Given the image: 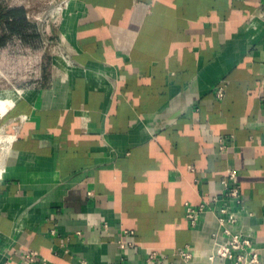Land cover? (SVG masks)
I'll list each match as a JSON object with an SVG mask.
<instances>
[{
    "label": "crops",
    "instance_id": "0c3cea01",
    "mask_svg": "<svg viewBox=\"0 0 264 264\" xmlns=\"http://www.w3.org/2000/svg\"><path fill=\"white\" fill-rule=\"evenodd\" d=\"M13 7L25 26L1 21L0 50L43 39ZM54 35L66 62L0 118V264H220L219 207L264 264V0H69ZM187 202H210L195 227Z\"/></svg>",
    "mask_w": 264,
    "mask_h": 264
},
{
    "label": "rangeland",
    "instance_id": "374dc122",
    "mask_svg": "<svg viewBox=\"0 0 264 264\" xmlns=\"http://www.w3.org/2000/svg\"><path fill=\"white\" fill-rule=\"evenodd\" d=\"M61 1L0 0V5L3 7L25 6L29 19L38 23L44 34L42 41H33L32 46L14 39L10 48L0 50V118L17 100L28 94L26 88L37 85L43 66L51 64L52 68L55 67L54 70H57L56 65L53 64L55 57H60L66 62V56L59 52V45L54 35L67 12V8L57 10Z\"/></svg>",
    "mask_w": 264,
    "mask_h": 264
},
{
    "label": "built area",
    "instance_id": "2783aa9c",
    "mask_svg": "<svg viewBox=\"0 0 264 264\" xmlns=\"http://www.w3.org/2000/svg\"><path fill=\"white\" fill-rule=\"evenodd\" d=\"M69 0H62L59 4L57 10H62L67 8ZM224 86L218 84L215 87V96L220 99L224 96ZM261 90L264 92V77L261 82ZM261 105L264 109V96L261 98ZM226 138L222 137L219 140V148L223 149L228 146L226 143ZM192 170V168H189ZM236 179L235 170L231 167L226 169V177L222 180L223 187L225 188V195L232 198L235 202L240 203L241 199L239 197V185L235 184L230 186V181ZM218 198H213L212 202H217ZM211 202V201H210ZM210 202L199 203L198 205H192L190 203H185V218L188 220L191 227H195L198 223L199 216L206 209V206ZM218 226L222 233L227 237L224 241H218L215 237L214 239V249L212 254L209 256L210 260L217 259L220 264H260V250L257 249L253 244V236L251 233H242L240 231L231 232L229 226L235 222L233 216L229 215L225 207H219L218 214L216 215ZM130 233V232H129ZM133 244L132 241L124 240L119 238L117 240V246L120 249H126ZM180 261L187 263L192 257V250L189 246L177 248L174 251ZM35 252L25 251L21 253V258L25 260L34 261ZM145 261L147 264H176L174 261H169L163 256L159 255L157 250H149L147 252Z\"/></svg>",
    "mask_w": 264,
    "mask_h": 264
},
{
    "label": "trees",
    "instance_id": "16d2710c",
    "mask_svg": "<svg viewBox=\"0 0 264 264\" xmlns=\"http://www.w3.org/2000/svg\"><path fill=\"white\" fill-rule=\"evenodd\" d=\"M25 15V10L22 7H3L0 5V22L3 21L7 29L11 31H20L25 23L23 21ZM17 19V22H13L14 19Z\"/></svg>",
    "mask_w": 264,
    "mask_h": 264
},
{
    "label": "bare ground",
    "instance_id": "6f19581e",
    "mask_svg": "<svg viewBox=\"0 0 264 264\" xmlns=\"http://www.w3.org/2000/svg\"><path fill=\"white\" fill-rule=\"evenodd\" d=\"M11 140H12V136H5V137H0V172H1V170H2V167H1V162H2V157H3V155H4V153L6 152V150L8 149V147H9V144H10V142H11Z\"/></svg>",
    "mask_w": 264,
    "mask_h": 264
}]
</instances>
